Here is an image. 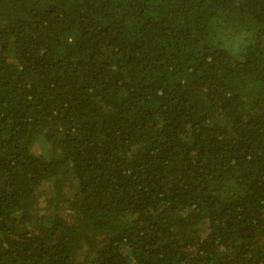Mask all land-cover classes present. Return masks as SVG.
<instances>
[{"label": "trees", "instance_id": "trees-1", "mask_svg": "<svg viewBox=\"0 0 264 264\" xmlns=\"http://www.w3.org/2000/svg\"><path fill=\"white\" fill-rule=\"evenodd\" d=\"M0 264H264V0H0Z\"/></svg>", "mask_w": 264, "mask_h": 264}]
</instances>
